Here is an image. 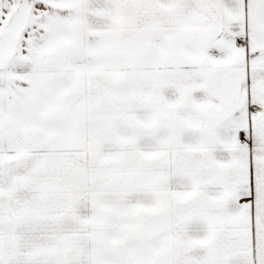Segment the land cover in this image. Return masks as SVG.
I'll return each mask as SVG.
<instances>
[{"label": "snow or ice", "instance_id": "obj_1", "mask_svg": "<svg viewBox=\"0 0 264 264\" xmlns=\"http://www.w3.org/2000/svg\"><path fill=\"white\" fill-rule=\"evenodd\" d=\"M0 264H264V0H0Z\"/></svg>", "mask_w": 264, "mask_h": 264}]
</instances>
